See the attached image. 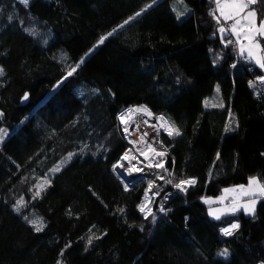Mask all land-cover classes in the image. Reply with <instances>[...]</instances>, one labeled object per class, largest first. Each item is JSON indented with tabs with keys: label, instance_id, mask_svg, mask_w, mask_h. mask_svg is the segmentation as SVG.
Returning <instances> with one entry per match:
<instances>
[{
	"label": "trees",
	"instance_id": "16d2710c",
	"mask_svg": "<svg viewBox=\"0 0 264 264\" xmlns=\"http://www.w3.org/2000/svg\"><path fill=\"white\" fill-rule=\"evenodd\" d=\"M214 8L208 0H0V128L8 132L0 264H264V199L254 216L220 220L202 199L264 179V95L251 83L264 70L225 46ZM130 105L180 129L163 136L174 156L167 167L175 183L197 179L155 221L137 210L145 183L126 191L113 171L127 146L119 115ZM44 177L51 183L33 199ZM25 216L46 227L36 232ZM233 221L240 228L224 236Z\"/></svg>",
	"mask_w": 264,
	"mask_h": 264
},
{
	"label": "snow or ice",
	"instance_id": "6c2138e0",
	"mask_svg": "<svg viewBox=\"0 0 264 264\" xmlns=\"http://www.w3.org/2000/svg\"><path fill=\"white\" fill-rule=\"evenodd\" d=\"M25 4L27 0H22ZM211 2L215 5V8L210 10V15L216 21V24L219 26L217 28V32L220 34L222 42L225 46L229 44H233L238 48L240 55L247 54L248 58L254 59L255 63L259 65L261 69H264V46L261 44V40H264V0H211ZM155 3V0H153ZM253 5H260L259 8L253 7ZM148 5L147 7H150ZM146 9H141V12L145 11ZM141 12H137L135 15L139 16ZM135 17H129V20L134 19ZM129 20L124 21V24H127ZM231 22L230 24L228 22ZM119 28H122L123 25H119ZM117 29H113L112 32H109L107 36H111ZM213 35H216L214 33ZM235 37V40L231 39V37ZM106 36H102L98 43H103L106 39ZM83 63V59L80 61ZM80 65L77 64L75 67H71L67 72L68 76H71L76 69ZM4 74V69L0 67V76ZM258 79L264 81V76L259 77ZM219 91V86H217V92ZM24 99H27V94H25ZM207 106V101L205 102ZM223 106L222 104L220 105ZM133 113H142L146 116L151 117L153 113L146 107L140 106L137 108H130L127 109L126 112L122 113L119 117L122 123L128 124V121L125 120V116H131ZM231 115V114H230ZM0 117H3V113L0 112ZM157 121L159 122L158 125H152V127L156 130L157 135H159V130L163 128L168 136H179L181 135L180 129L176 127V125L166 119L163 115L156 117ZM147 123V121H145ZM139 128V125H137ZM228 129L226 128V131ZM124 131L127 133L128 128L125 127ZM8 135V132L4 128H0V142H2L5 136ZM147 133L141 135L138 141L133 140L130 141L134 146L139 144L142 145V149H137L140 151V154L145 157L146 160H149V167H152V161L155 160L154 166L156 168L162 169L165 172H168V169L164 167V158L167 156V149L163 148L161 145V150H157L152 146L151 143H148L145 137ZM131 150L126 152L122 159L131 160L135 159V157L130 156ZM151 152V155L148 153ZM74 153H69L67 158L57 164L52 169L51 172H59L63 164L67 163L68 160H71ZM261 155H264L262 153ZM159 157L160 159H156ZM220 159V153L217 152L216 160ZM174 162V159H173ZM215 163V161H214ZM118 167H123L122 164L113 165V171L115 172ZM137 171H142V169H135ZM211 170L209 175H211ZM171 176L172 173H169ZM51 181L44 177L43 180L38 183L36 187V192L33 194V199H36L41 195V192L44 190L46 185H50ZM167 183L172 184V180H168ZM197 183V179L194 177L180 179L178 182L174 184L176 189H179L182 192H186L188 187L195 186ZM125 190H128V185H124ZM156 187L153 182H149L148 189L145 191L144 198L142 202L137 205L138 210L143 214L145 219H148L149 216L152 217L153 221H155L156 217L150 207L152 203L151 198L149 197L148 193ZM159 192H154L153 196H158ZM167 199V196L165 197ZM203 202L208 205L212 204H220L223 207L212 208L209 207V215L214 217L216 220H220L222 215L231 214L235 215L236 213L243 210V212L247 215L254 216L255 215V207L259 200L264 199V179L259 176H249L247 178V184H240L234 187H229L223 189V193L221 196L217 197L215 200L212 198H203ZM225 200H228V204L225 205ZM26 207V203L23 198L16 201L14 205V210L19 212L21 208ZM118 211L120 213H124V208H119ZM160 212H165L166 209L163 205L159 206ZM170 211V210H169ZM71 213L69 212V215ZM25 220L34 227L36 232H41L46 227L45 223L43 222L42 218H36L29 220L27 216L24 217ZM96 226L93 225L92 228ZM92 228L89 229V232H92ZM240 228V224L238 221H233L229 224V226L222 228L220 231L224 236H231L234 230ZM94 235V234H93ZM100 236H96L95 239H100ZM81 239H84L82 237ZM93 240V236L87 237L88 244H91ZM71 245L68 244L65 247H70ZM222 256H227L228 251L227 249L223 250L219 253ZM60 255H63V250L61 251ZM57 264H60V261H57Z\"/></svg>",
	"mask_w": 264,
	"mask_h": 264
},
{
	"label": "built area",
	"instance_id": "2783aa9c",
	"mask_svg": "<svg viewBox=\"0 0 264 264\" xmlns=\"http://www.w3.org/2000/svg\"><path fill=\"white\" fill-rule=\"evenodd\" d=\"M208 1L211 2V0H208ZM261 76H264V74L255 75L253 79L251 80V83L254 85L255 90L258 93V96L264 95V81L258 79ZM130 108H137V107L130 105L127 108H125L122 111V113L126 112V110ZM158 116H161V115H157V116L154 115V116L149 117L142 113H133L130 117L125 116V120L128 121V124L126 125L122 123V125L128 128V134H130V136L127 137L128 144L126 148L123 150L119 159L115 163V165L117 164L123 165V167H118L115 172L128 185L129 189L134 187L139 182L145 183V186L143 189V195H142V199L140 203L142 202L144 198L145 191L148 189L149 182L151 181L157 184V186L155 185L156 187H154L148 193L149 197L152 200L150 207L152 208L153 213L155 212L157 208H159L160 205H165L171 198H173V196L176 193V189H174L173 184L167 183L168 180L174 179V173L167 167L168 160L174 159V156L172 154V149L163 142V136L164 134H167V132L163 128H161L159 130V135H157L156 130L152 127V125H158L159 122L156 119V117ZM145 121H147V123H145ZM137 125H139V128H137ZM144 133H147V136L145 137V139L147 140L148 143H151L154 148H156L157 150H161V145H162L163 148L167 149V156L164 158V167L168 169V172H165L162 169L156 168L154 166L156 162L155 160L152 161L153 166L149 167L148 166L149 160H146L145 157L140 154V151H137V149H142L143 146L139 144L134 146L130 142L133 140L138 141L141 135H143ZM129 150H131L130 156L135 157V159H131V160L122 159L124 154L126 152H129ZM148 154L151 155V152H149ZM156 159H160V158L157 157ZM135 169H142V171H137ZM143 169H145V171H143ZM169 173H172V175L170 176ZM153 174L155 175L158 174L162 178L159 183L158 181H154L155 177H153ZM157 191L159 192V195L153 196V193ZM166 196H167V199H165ZM138 212L139 214L143 216V214L139 210Z\"/></svg>",
	"mask_w": 264,
	"mask_h": 264
},
{
	"label": "rangeland",
	"instance_id": "374dc122",
	"mask_svg": "<svg viewBox=\"0 0 264 264\" xmlns=\"http://www.w3.org/2000/svg\"><path fill=\"white\" fill-rule=\"evenodd\" d=\"M129 22H130V20H129ZM128 22V23H129ZM229 23V22H228ZM230 24V23H229ZM126 25V24H125ZM122 114V112L120 113V115ZM120 115H119V117H120ZM152 116H154V114L152 115ZM136 120V119H135ZM120 125H121V131H122V134H123V137L125 138V140H126V143L128 144V141H127V137L128 136H130V134H128V132L126 133L125 131H124V128H125V126L124 125H122V122H121V120H120ZM118 175V174H117ZM118 177L120 178V176L118 175ZM121 179V178H120ZM122 180V179H121ZM170 180H172L173 181V187H174V184H175V180L174 179H170ZM122 182L124 183V185L126 184L123 180H122ZM234 187V186H233ZM174 189H176L175 187H174ZM177 190V189H176ZM222 194H220L219 196H221ZM218 196V197H219ZM208 198H212L213 200H215L217 197H208ZM165 201H167V200H165ZM228 200H225V202H224V204L225 205H227L228 204ZM205 204V203H204ZM257 204H258V202H257ZM257 204H256V207H257ZM207 206H208V215H209V207H212V208H217V207H223V205H220V204H212V205H208V204H206ZM256 207H255V213H256ZM241 211H243V210H241ZM240 211V212H241ZM141 215V214H140ZM226 215H228V214H226ZM230 215V214H229ZM142 216V215H141ZM222 216H224V215H222ZM221 216V217H222ZM143 217V216H142ZM209 217L211 218V219H215L214 217H212V216H210L209 215ZM144 218V217H143Z\"/></svg>",
	"mask_w": 264,
	"mask_h": 264
},
{
	"label": "bare ground",
	"instance_id": "6f19581e",
	"mask_svg": "<svg viewBox=\"0 0 264 264\" xmlns=\"http://www.w3.org/2000/svg\"><path fill=\"white\" fill-rule=\"evenodd\" d=\"M143 171H145V169H143ZM150 171H152V170H150ZM151 173H152V172H151ZM151 173H149V174H151ZM153 177H155V180H154V181H158V183H159L160 180L162 179L158 174H157V175L153 174ZM154 184L157 186V184H156L155 182H154ZM171 199H172V198H171ZM171 199H170L165 205H163L164 208H166V207L168 206V204L170 203ZM155 212H157V213H161V212L159 211V208H157V209L155 210Z\"/></svg>",
	"mask_w": 264,
	"mask_h": 264
},
{
	"label": "crops",
	"instance_id": "0c3cea01",
	"mask_svg": "<svg viewBox=\"0 0 264 264\" xmlns=\"http://www.w3.org/2000/svg\"><path fill=\"white\" fill-rule=\"evenodd\" d=\"M229 23H231L230 21H229ZM233 38V40H235V37L233 36L232 37ZM261 44H262V46H264V40H261ZM238 49V48H237ZM245 56H247V54L245 53L244 54ZM251 59V58H250ZM253 60V62L255 63V60L254 59H252ZM256 64V63H255ZM257 65V64H256ZM257 66H259V65H257ZM239 213V212H238ZM237 214V213H236ZM231 215V214H230ZM224 216H229V214L228 215H224ZM224 216H222V217H224ZM221 217V218H222Z\"/></svg>",
	"mask_w": 264,
	"mask_h": 264
},
{
	"label": "water",
	"instance_id": "95a60500",
	"mask_svg": "<svg viewBox=\"0 0 264 264\" xmlns=\"http://www.w3.org/2000/svg\"><path fill=\"white\" fill-rule=\"evenodd\" d=\"M264 70V69H263Z\"/></svg>",
	"mask_w": 264,
	"mask_h": 264
}]
</instances>
